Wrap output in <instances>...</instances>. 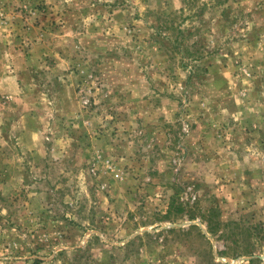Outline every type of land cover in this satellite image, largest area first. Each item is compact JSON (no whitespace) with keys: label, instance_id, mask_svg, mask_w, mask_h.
Returning a JSON list of instances; mask_svg holds the SVG:
<instances>
[{"label":"rangeland","instance_id":"374dc122","mask_svg":"<svg viewBox=\"0 0 264 264\" xmlns=\"http://www.w3.org/2000/svg\"><path fill=\"white\" fill-rule=\"evenodd\" d=\"M181 9L207 71L152 37ZM249 252L264 261V0H0V264Z\"/></svg>","mask_w":264,"mask_h":264},{"label":"trees","instance_id":"16d2710c","mask_svg":"<svg viewBox=\"0 0 264 264\" xmlns=\"http://www.w3.org/2000/svg\"><path fill=\"white\" fill-rule=\"evenodd\" d=\"M190 9V8H189ZM185 9H181L179 12H173L170 14H162V15H156V20L152 24V30H154L152 37L154 39H157L161 42V45L164 47V52H167V55H176L180 56V60L178 61L179 67L182 70H187L190 72V74H196L195 72H200L202 70L207 71L205 67H202L199 65V62L203 61L206 58V54L202 52L201 48L198 47L199 43L198 41H192L190 42V38L195 34V31H198L199 29L195 27H191V23L182 26L181 23L176 22V19L179 17V14H184ZM187 19H191L192 15L189 14L185 16ZM209 54V53H207ZM174 207V203H171L168 214L172 212V209ZM193 219L192 217H190ZM208 231L215 235L218 231L219 224L216 222L212 224V220H209L207 222ZM195 227L196 226H191ZM191 229V228H190ZM167 233H174V232H189L188 230H177V229H168L165 230ZM144 235H150V233H144ZM161 234L158 233L157 236H160ZM201 237L205 239L206 242L209 243V239L205 234H201ZM143 236H138L137 239H142ZM130 245H134V239L128 242ZM210 244V243H209ZM225 252H222L221 254H224ZM253 252H249L248 255L251 256L244 264H264V261L260 259L259 257H253ZM209 264H220L216 262V259L211 254L210 263Z\"/></svg>","mask_w":264,"mask_h":264}]
</instances>
